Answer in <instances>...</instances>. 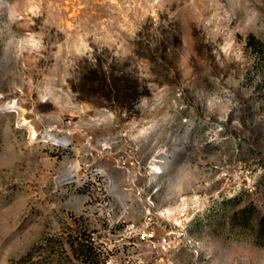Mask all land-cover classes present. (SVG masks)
Listing matches in <instances>:
<instances>
[{
	"label": "rangeland",
	"instance_id": "374dc122",
	"mask_svg": "<svg viewBox=\"0 0 264 264\" xmlns=\"http://www.w3.org/2000/svg\"><path fill=\"white\" fill-rule=\"evenodd\" d=\"M0 264H264V0H0Z\"/></svg>",
	"mask_w": 264,
	"mask_h": 264
},
{
	"label": "water",
	"instance_id": "95a60500",
	"mask_svg": "<svg viewBox=\"0 0 264 264\" xmlns=\"http://www.w3.org/2000/svg\"><path fill=\"white\" fill-rule=\"evenodd\" d=\"M113 191H115V189L113 188Z\"/></svg>",
	"mask_w": 264,
	"mask_h": 264
}]
</instances>
